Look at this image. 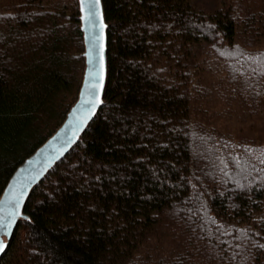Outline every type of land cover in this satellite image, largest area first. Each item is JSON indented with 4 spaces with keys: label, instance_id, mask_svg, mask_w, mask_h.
Listing matches in <instances>:
<instances>
[{
    "label": "trees",
    "instance_id": "1",
    "mask_svg": "<svg viewBox=\"0 0 264 264\" xmlns=\"http://www.w3.org/2000/svg\"><path fill=\"white\" fill-rule=\"evenodd\" d=\"M104 103L0 264H264V0H103ZM78 0H0V195L84 71Z\"/></svg>",
    "mask_w": 264,
    "mask_h": 264
},
{
    "label": "water",
    "instance_id": "2",
    "mask_svg": "<svg viewBox=\"0 0 264 264\" xmlns=\"http://www.w3.org/2000/svg\"><path fill=\"white\" fill-rule=\"evenodd\" d=\"M89 2L79 3L80 28L84 43V71L76 100L68 109L65 118L55 131L48 136L14 170L0 195V217L8 227H0V243L7 250L20 222L30 217L25 212V205L34 189L49 171L78 143L81 136L97 115L104 103V93L108 79V27L104 1L95 5L96 15L89 20ZM95 84L94 90L89 84ZM97 98L94 110L86 101ZM14 217V218H13Z\"/></svg>",
    "mask_w": 264,
    "mask_h": 264
},
{
    "label": "snow or ice",
    "instance_id": "3",
    "mask_svg": "<svg viewBox=\"0 0 264 264\" xmlns=\"http://www.w3.org/2000/svg\"><path fill=\"white\" fill-rule=\"evenodd\" d=\"M81 2H82V6H83L84 0H81ZM98 3H99V0H90L89 5H88L89 13H88V17H87L89 20H91L96 15L95 5L98 4ZM95 87H96L95 84H92V83L89 84L90 91L94 90ZM96 102H97V98L95 97V95H94L93 99L86 101V103L90 104V110H94V108L96 106ZM4 220H5L4 217H0V227H8V226H10V223L9 224H5ZM4 247L5 246L2 243H0V252L4 251Z\"/></svg>",
    "mask_w": 264,
    "mask_h": 264
},
{
    "label": "rangeland",
    "instance_id": "4",
    "mask_svg": "<svg viewBox=\"0 0 264 264\" xmlns=\"http://www.w3.org/2000/svg\"><path fill=\"white\" fill-rule=\"evenodd\" d=\"M84 51V50H83Z\"/></svg>",
    "mask_w": 264,
    "mask_h": 264
}]
</instances>
